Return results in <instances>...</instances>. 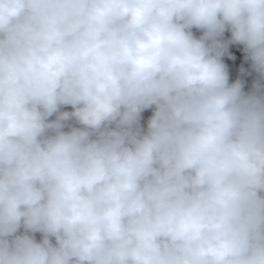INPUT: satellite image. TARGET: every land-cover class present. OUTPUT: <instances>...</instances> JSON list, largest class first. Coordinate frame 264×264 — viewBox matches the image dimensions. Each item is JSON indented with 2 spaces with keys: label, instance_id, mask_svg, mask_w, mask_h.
Returning <instances> with one entry per match:
<instances>
[{
  "label": "clouds",
  "instance_id": "9594fccd",
  "mask_svg": "<svg viewBox=\"0 0 264 264\" xmlns=\"http://www.w3.org/2000/svg\"><path fill=\"white\" fill-rule=\"evenodd\" d=\"M0 264H264V0H0Z\"/></svg>",
  "mask_w": 264,
  "mask_h": 264
},
{
  "label": "trees",
  "instance_id": "16d2710c",
  "mask_svg": "<svg viewBox=\"0 0 264 264\" xmlns=\"http://www.w3.org/2000/svg\"><path fill=\"white\" fill-rule=\"evenodd\" d=\"M193 31L195 35H200L198 30L193 29ZM230 35V32H225L224 38L229 39ZM223 62L227 67L230 83L237 79H242L246 74L247 69H251L250 61L245 60V53L242 45H230L228 53L223 57ZM241 69L244 71L242 72ZM65 110L70 111V106ZM145 112H148L149 116L151 115V110H146Z\"/></svg>",
  "mask_w": 264,
  "mask_h": 264
},
{
  "label": "built area",
  "instance_id": "2783aa9c",
  "mask_svg": "<svg viewBox=\"0 0 264 264\" xmlns=\"http://www.w3.org/2000/svg\"><path fill=\"white\" fill-rule=\"evenodd\" d=\"M254 78H255V73L251 69H247L246 74L242 78V80L244 81V90L245 91H247L251 87ZM148 117H149L148 112H144L142 114L141 123L142 124H146V121H147Z\"/></svg>",
  "mask_w": 264,
  "mask_h": 264
},
{
  "label": "rangeland",
  "instance_id": "374dc122",
  "mask_svg": "<svg viewBox=\"0 0 264 264\" xmlns=\"http://www.w3.org/2000/svg\"><path fill=\"white\" fill-rule=\"evenodd\" d=\"M66 109V108H65ZM36 238L39 239L40 238V235L39 233L36 234Z\"/></svg>",
  "mask_w": 264,
  "mask_h": 264
}]
</instances>
